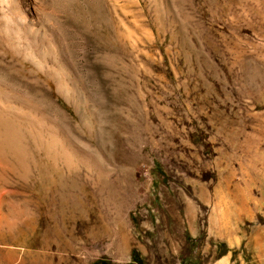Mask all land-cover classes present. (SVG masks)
I'll return each instance as SVG.
<instances>
[{"label": "rangeland", "instance_id": "1", "mask_svg": "<svg viewBox=\"0 0 264 264\" xmlns=\"http://www.w3.org/2000/svg\"><path fill=\"white\" fill-rule=\"evenodd\" d=\"M6 2L0 264H264V0Z\"/></svg>", "mask_w": 264, "mask_h": 264}, {"label": "crops", "instance_id": "2", "mask_svg": "<svg viewBox=\"0 0 264 264\" xmlns=\"http://www.w3.org/2000/svg\"><path fill=\"white\" fill-rule=\"evenodd\" d=\"M225 257H226V256H225ZM223 261H225V263H226L227 260H223ZM223 261H222V262H223ZM222 262H221V263H222ZM217 263H218V264H221V263H220V260H219V262H217ZM225 263L223 262V264H225Z\"/></svg>", "mask_w": 264, "mask_h": 264}, {"label": "bare ground", "instance_id": "3", "mask_svg": "<svg viewBox=\"0 0 264 264\" xmlns=\"http://www.w3.org/2000/svg\"><path fill=\"white\" fill-rule=\"evenodd\" d=\"M4 1H7V2H8V0H4ZM7 2H6V3H7ZM2 107H3V106H2ZM8 130H9V129H8ZM8 130H7V131H8Z\"/></svg>", "mask_w": 264, "mask_h": 264}]
</instances>
